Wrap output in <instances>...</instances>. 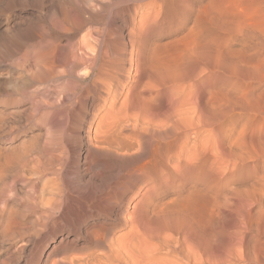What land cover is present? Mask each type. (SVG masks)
<instances>
[{
    "label": "rangeland",
    "instance_id": "rangeland-1",
    "mask_svg": "<svg viewBox=\"0 0 264 264\" xmlns=\"http://www.w3.org/2000/svg\"><path fill=\"white\" fill-rule=\"evenodd\" d=\"M119 1H121L122 4ZM122 1L123 0H44V1L43 0H0V30H2L0 31V34H2L0 35L1 36L0 41L2 40L3 37V40L1 41L3 43L0 44L1 45L0 47L8 45L9 47L8 49H10L11 45L9 44H12L11 43L12 41L16 42L15 43L16 45L14 44L16 47L14 48L13 47L14 45L12 44V47L14 49L11 47L12 49L10 50H16L17 48H19L18 45L22 43L21 41L17 43V41H15L16 36L13 37V35L16 33L17 36L18 34L20 35V33L22 32V30L20 29L23 28L27 30L29 27L30 28L29 30H31V28L34 26L30 21H34V19H40L41 17H42L41 21L43 20V22H41V26L37 32V33L40 32L39 33L40 35L38 34V38H36L37 36L34 37V35H32L33 37H31L32 38L31 39L30 38L31 33H29L27 30V32L30 34L28 35V33H26V30L23 29L24 32L26 33L25 35L26 37L23 36V38H27L26 40L27 49L33 50L28 48L29 44L32 46V48H35L37 42L50 39V37H52L50 36L52 35V30L50 29V26H48V24L46 23H50L51 20L54 22L56 20V16L57 18L60 17L62 13L60 11L61 9H63L62 11H64L65 9L71 16L83 15L84 17L87 18L93 16V20H91V24L89 23L90 26L88 25L89 28L87 27H86L87 29L85 28L87 32L83 31L86 34L90 32L89 35H92L93 38L99 37L100 35L103 34V32L109 34L110 30L112 33L115 27H118L116 29L121 33L117 32V30L115 29L113 34L110 33L112 37H110V34L107 36L113 38L115 41L117 40L119 34H121V36H125V38L128 37L130 28H132L131 27L132 22L135 24H140L138 23L140 22L138 20L143 19L142 17L145 16L146 14H147L146 15L147 19L145 20L144 18L145 22L150 20V18L155 20V18H152V16L158 15L157 17L155 16L156 19L158 20L148 21L150 23L148 25L149 26L151 25V27H149L148 25L147 27L145 26L146 31L145 29L141 31L143 32V35L141 32L136 34L137 35L136 41L139 43L140 40L141 42L139 44L137 43L138 47L132 49L129 46L127 48V54L124 57L125 59L124 67L125 69H127L126 76L128 75L129 77L127 76L126 78L125 76L124 79L126 78V80L124 79L122 80L121 86H123V90L121 91V93L116 95L115 97V91L113 90L111 94L107 96L109 100L108 104L106 105V107L103 108L104 110L102 109L99 112L93 110L94 108L92 106L93 105L92 98L91 97L89 98V96H86L84 94L87 82L81 81L80 79V76H84L85 74L88 75L86 76L87 78L90 76L88 73V69L86 70V68H84L86 73L84 72L83 69L84 73H81V75L79 76L78 74H75L74 71H73L74 73H72L69 64L63 61V63L61 62L63 66L59 63L57 65L58 67H56L57 69H54L55 70V71L53 70L54 72L52 71L55 77L53 76V79H51L52 76L50 77L49 80H52L51 82L46 81L44 84H42L43 85L42 86L37 82L34 84V82L32 81L33 83L32 84L30 81L28 82L27 80H25L26 82H28L29 87H27L26 89L25 88L27 86L26 85L24 87L26 90L22 88L21 89V91H23L22 93L20 92V90L18 92L14 90V88L12 87L13 84L9 83L11 79L9 76H7V73L12 68H14L17 71H19L20 67L22 69L23 67L21 62L22 58L20 56L22 53L17 56L18 58L15 57L16 60L15 58H11L10 56L3 57L2 59L0 58V82H1L0 83V115L3 116V117L1 116L2 118H0L1 120L0 122L3 123L0 124L2 127L0 128V132H1L0 151L2 152L0 158L2 160L4 157L3 155H6V152L8 150H10V155L12 154L14 158L15 156L19 155V157L15 159L11 155V157L14 159V163H15L14 166H12V168L9 169L10 171L6 170V172H3L4 175L2 176L0 175V264H65L64 262H68L66 264L69 263L71 264V261H73L74 259H76L77 261L78 257L79 260L77 262L81 264L82 262L80 261L89 258L86 256V251L88 252L87 254H89L90 256L92 253H94V255L100 254V247L97 248L98 246L95 245L92 235L90 233H89L90 235L88 234L89 232L88 230L91 228V226H98V222L101 224L104 221H106L103 225L105 226L107 225L106 227L110 229V232L113 229L111 232L113 233L112 234L113 236L114 235L116 236V234L121 232L123 234H126L129 231L128 227L130 229V226L128 224L126 223L117 224V222L115 221L113 223V217H111L108 214L107 210H106L107 213L99 211V208H101V203L97 204V201L96 202L94 201V203H90L91 205L86 204L84 202V198L81 197L79 194H81L82 196H87L86 193L90 189H100V187H102L100 185L104 183L105 181L104 178L106 179L108 175V172L105 174L101 173L100 175L104 176L101 177L103 178L101 180L100 175L98 174L100 173L99 171L102 165V161L98 157L99 153L97 151L99 150L96 145L99 146L100 144L102 146L106 144L105 146L108 145L110 147L111 145L112 147L114 146L115 148L119 143H120L119 146L122 144L125 145L128 144V146H130V150H129L130 152L124 151L125 155L126 153H128L124 157L126 158V160L128 159L127 161L129 164L133 165V163L136 161V157L139 158L138 157L139 155L136 153L140 152L139 149L141 147L140 145H142L143 142L147 146L148 144L152 145V141L154 140L158 141L159 143L165 142L166 144L164 143V145L162 146H167V147H163V148H168L170 145V147L167 150L166 149L161 150L162 155L159 159L160 161L159 164L161 166L163 165L164 167H166V170L169 169L168 171L172 172L175 180H173L172 183L174 185H171L170 183H166L168 182L166 181L167 174L163 176L165 179V180L163 179V183L166 181L165 182L166 185L164 184L165 186L164 189L166 188L165 191L167 196H165L162 200L163 203L165 204L164 205L162 203V207L164 208L167 207V212L165 213L164 208H162V212L164 214L161 212V216L163 214L164 218L159 216L161 218L154 217L155 219L154 218L146 219L148 220L147 221L148 223H145L146 220H144L143 222L145 223L144 225H147L150 222L153 223L152 226L150 223L149 225H147V227L146 226L145 227L148 229L151 226L152 228L151 230L157 231V225L155 223L162 224L164 222L163 220H165V222L163 223L165 225L163 226L160 225V226L161 228L166 227L164 228L165 230L163 229L162 232V233H166L171 229L184 227V225H185L184 228L187 229V225H190L191 227L194 228V230L189 229L190 232H188L191 242L195 245H198L200 242H202L201 240L204 239V241L207 243V257L208 260L210 261V264H231L228 261L230 258H233V261L234 262L236 261L235 262L236 264L238 263L241 264L242 262H243L242 264H248L247 262L243 261L244 256H246V250L248 249L254 250L255 247H256L255 249L261 247L260 248L261 251L259 249L257 251L259 252L260 262L261 263L264 262L263 261L264 242L262 246H259L262 244V241H264V235L261 234V233L264 234V229L263 226L261 228V226L258 225L259 222L260 223L264 222L263 219L264 218L263 217L264 216V205H263L264 204V153L263 152L261 153V151H264V149L260 151L261 148H264V0H255V1L251 0V2L246 0L244 1L240 0L241 2L238 1V3L235 2L237 0H222L229 11V13L227 11L226 14L227 16L225 15L224 17L205 19L204 21L201 20L199 22L200 26L197 24L198 28L197 25L194 28L195 30L192 28L194 31L190 29V26H193V24L189 23L188 24L189 26L187 25L186 28H183L181 31L178 32H176V30L179 27H181L180 25L185 21L186 18L185 16H188V14L190 15L196 12V10L200 8L202 5L217 0H176V1L165 0V2H168L166 4L164 0L161 1L135 0L136 2L134 0L133 2L132 0H127V1L124 0L123 2ZM188 1H190V3ZM245 1L246 3L247 2L249 3L246 4ZM153 2L154 3L157 2V5L159 4L158 5L159 7L156 6V4H154ZM185 2L192 5H188ZM55 3H57L56 6H59V7L55 6L58 9L53 8L54 7L53 5H55ZM58 3L60 5H58ZM117 4L119 5L121 4L120 6L122 7H120ZM252 4L253 6L249 7V5L251 6ZM150 5L152 7H150ZM239 6L241 8L240 10H239ZM246 6L248 7V10L251 11L252 13H248L249 11L247 10ZM113 7L115 9H113ZM160 7L162 8L164 7L163 8L164 10ZM187 7L188 10L186 9ZM155 8H157V10H154ZM158 8L161 10L160 12L162 13L160 14L161 16L158 14L160 11V10L158 11ZM250 8L252 10H250ZM148 10L150 11L154 10L152 11L154 13L149 12ZM47 11H48V15H46ZM156 11L157 14H155ZM115 12L116 14H118L117 16ZM143 12H145V14ZM128 13L131 14L129 15ZM40 14L42 15L40 16ZM165 14L166 16L169 15L168 16L169 18H172V16L173 18L169 19L166 16L164 17ZM37 15L39 16L37 17ZM252 15H254L253 18L251 17ZM48 16L49 17L51 16V18L53 19L55 18V19L53 20L51 18H48ZM132 16L135 17L132 18ZM140 16L142 17L140 18ZM26 17H30V18H26ZM106 17L108 19H104ZM117 17H119L120 20ZM22 18H24V20L26 18L28 24H25L26 20L24 22ZM44 18L46 21L44 20ZM162 18L165 21L171 20L169 21L170 24L169 22L166 23L164 20H162ZM122 19L128 20L127 26L124 27L123 29L119 28L120 26L119 24H121ZM235 19L239 20V21L237 20V22H239V25L235 21ZM47 20L50 22H48ZM103 20L106 22V24H109V26L104 24ZM240 20L246 21L245 24L248 23L249 26H247L246 24L247 27L246 29L250 28L248 31L246 30L247 32H244L245 35H243V31H241V29L243 30L245 29L244 27L245 24L244 21L241 22ZM251 20H253V22H255L256 24L253 22L252 23L249 22ZM129 21L131 22L129 23ZM18 22L20 24H17ZM99 22L103 25H101ZM97 23H99L100 26H102L101 27L102 29L98 28L99 24ZM153 23L155 25H153ZM172 23L175 25V27L172 25ZM240 23L242 24V26ZM116 24L119 26H117ZM252 24H254V26H252ZM11 25H14V27ZM152 25L156 30L152 28ZM165 25L167 26V28ZM250 25L252 26L253 29L251 28ZM15 26L18 31L15 30ZM42 27H45L48 31L46 29H41ZM7 28H9L10 30L14 28L12 31L13 34L11 33L12 36L8 35V37L10 36L11 38L5 36L6 33L3 34V32L7 31ZM99 29L100 31L103 30L101 31L102 33L99 31ZM106 29L107 31H109L108 33L107 31L105 32ZM14 30L16 32H14ZM55 30L57 31L58 28H56ZM159 30L161 32H159ZM191 30L193 31V33ZM115 31L117 33H115ZM147 31L148 34L146 33ZM151 31L152 32L154 31L153 34ZM229 31L231 32L229 33ZM24 32H22L23 33L22 35L25 34ZM83 32L81 33L80 36H83ZM91 32L94 33V35L91 34ZM199 32H202V34L200 33L199 35ZM215 32L217 35L215 34ZM47 34H49V37ZM155 34L157 35L155 36ZM27 35L29 37H27ZM95 35L97 37H95ZM80 36L77 39H80ZM160 36H162L163 38L161 37L160 39ZM101 37L102 36H100L97 39L100 40L102 39ZM233 37L236 39V41L235 39L234 40L232 39ZM7 38L8 40L9 39L12 40L8 41ZM93 38H91L92 41ZM217 39L220 41L223 40L221 42L223 43L225 42L226 45L225 43L224 44L222 43L221 45V42L218 41ZM225 39L230 42L227 43L228 41L226 42ZM4 41L6 42V44ZM66 41L67 40L65 37L61 39L60 45L61 44L62 45L60 46V49L63 51H67L64 53L68 54L70 51V47L66 48L69 45L68 41L67 42ZM76 42L79 43V40H76ZM76 42L74 41L73 43ZM218 42L220 43L218 44ZM157 43L159 47L158 45L156 46ZM205 44H207L208 46H206ZM229 44L230 46H228ZM146 45H150L151 47L149 46L146 47ZM153 45H155L157 48H155V46L153 47ZM223 45L227 49L223 48ZM205 47L206 48L208 47L209 50L205 49ZM203 48L205 49V52ZM143 49L146 51H144ZM147 49L149 50L153 49V50L147 51ZM25 50L26 48H23L22 52L23 51L25 52ZM128 51L131 54H129ZM139 52L146 54L143 56V54H140ZM1 54L2 53L0 50V57ZM94 54L96 56V53H93V56ZM137 54H138V59H140L139 56L141 57L140 61H142L143 57L146 58L149 57L150 59L147 58L149 59L148 61L146 60V58H144L143 59L144 62L146 60L145 65L141 64V66L138 65L137 67L136 65ZM4 58H6V60ZM131 58H132V63L130 62ZM1 60L2 61L5 60V62L2 63ZM7 60L9 61L7 62ZM152 61H156V62H152ZM92 62H90L91 64L88 63V65H92L93 64ZM20 64L22 66H20ZM66 64L68 65V67H66L67 66ZM236 64L239 65L240 68L238 66L233 68L231 67L233 65L235 66ZM10 65H14V66H10ZM142 65L146 67V71H145V67H143ZM154 66L155 68H153ZM151 67L155 72H156V68L158 67L157 70H164V71H168L169 73L174 72V75L161 78L158 75H156L155 72L150 70ZM142 68L145 74L142 72ZM234 68L240 69V72L239 70H237V72H239L237 73ZM138 70L139 71L141 70L140 72L142 75L139 74V76H137ZM148 70H150L151 72L148 73L150 78H153L151 77L153 72V76L156 78L159 77L158 78L159 81L158 79L155 78L154 79L156 80V82L153 81V79H150L149 76L147 75ZM140 75L141 77L143 76L145 78H141ZM146 75L148 76V78L146 77ZM77 80L80 82L81 85L79 87H78L79 83H77ZM150 80H152L151 82L160 84V87H158L159 85L156 84V86L151 87L154 88L152 90L150 87H148L149 85L150 86L154 85V83L151 85V82H149ZM2 82L4 83V85H1L3 84ZM47 82L48 85L46 84ZM140 82L142 83V86H140V84L138 86V83ZM3 86L8 88L4 87V91L3 90L1 91V89H3ZM73 87H75L76 89H74ZM155 87L157 93L155 91ZM140 88L141 89L143 88L142 90L144 91L146 90V88H150V89L148 90V92L146 90L147 93H145L144 91L141 92ZM8 90L9 91L11 90L12 92H7ZM133 90L134 92L136 91L138 93V94L136 93V95L138 96L143 95V97L146 96L145 98H147L150 95L153 96H150L151 98L150 97L147 98V101L145 103L146 99L143 98L145 99L143 101V99L140 98L141 96L139 97V99L138 96L135 97L134 92H132ZM80 92H82L83 94L80 95L81 94ZM125 92H127V94ZM129 92L130 94L132 93L131 95L137 98L138 101L140 99L142 100L139 102L137 101L138 103L135 104L137 99L133 98L131 95L129 99L127 98V96H129ZM154 93L157 94V96ZM76 94L77 95L79 94L78 97L79 96L80 97L78 98ZM113 96L115 97L116 100L114 99ZM62 100H64V102ZM123 100L127 102L123 103ZM97 102L99 103V101ZM110 102L111 103L115 102L114 105H112L113 108L111 107V105H109ZM141 104H143L144 106L145 104H147L149 108L145 106L146 107L145 110L144 108L141 109L142 107H144ZM109 106L111 107V109ZM96 107L97 106H95V108ZM4 113L7 117L3 115ZM9 117L12 119H10ZM101 117H104L102 119L101 129H100V132L102 130L103 133L101 132V135L97 134L99 135V137L97 136V139L99 138L100 141L96 139L95 140L91 139L90 141L89 139L86 140L87 137L85 135H87L88 133L91 134L92 138L96 135L95 133V130L97 129L96 124L99 123ZM200 122L203 123L201 124ZM135 123L137 124V126ZM140 125L142 126V128L140 129L135 128V126L140 127ZM143 127L145 128V130ZM170 127L174 129V132L172 131V129L168 130L170 129ZM87 129L90 130V132H88ZM11 130L12 132H10ZM161 131L163 132L168 131V132L167 134H165V132L164 133L162 132V134L164 135H160ZM169 131L170 132L172 131L173 133L171 132L172 134H170ZM168 134L169 136H166ZM159 135L161 137H159ZM144 137L146 140L149 139L150 141L149 140L146 141ZM30 140L31 141L36 140L34 142H37V145H34L33 147L34 143H32L33 141L31 142ZM142 140L143 142H141ZM159 140H161V142ZM170 140L172 141V143H170ZM26 141L28 142V144H26ZM167 142L170 144H168ZM131 146H133V148H131ZM20 147L22 150L20 149ZM23 148H28L27 150L24 149L26 152H28L27 155H25L26 153H24V155L22 154L23 152H25ZM31 148L33 150L37 148V152H35L36 150H34L35 152L34 154L33 151H31L32 150ZM39 148L42 150L39 151L38 150ZM95 148H96V152H95ZM91 149L94 150L92 151ZM13 150L15 151L14 152L15 156L12 153ZM168 150H170L171 155L169 154ZM39 152L40 153L42 152L41 155L40 154L38 155ZM45 152L48 155L44 154ZM257 152L260 153L258 154ZM8 153L9 151L7 152V154ZM52 154H54L55 156ZM83 154L84 155L86 154L87 157L86 156L84 157ZM251 154L252 156H250ZM164 155H166L167 158L166 156L164 157ZM257 155H259V158L255 159ZM25 156L26 157L28 156V158H25ZM49 156L50 157L53 156V158L52 157L50 158ZM96 156L98 159H96ZM248 157L249 158L254 157V159L252 160V158L249 159ZM92 159H94V163L92 162L93 161ZM1 162L3 161H0V163ZM135 164H137V161L134 163V165ZM202 165H204L203 168L200 167ZM95 166L96 167L99 166L100 168L98 169V167L96 168ZM196 167H198V169L200 168L204 170L199 169L200 171L199 170L195 171L197 169ZM93 168L96 170L95 171L96 173L93 172L94 171ZM190 169L192 170V172H190L191 171ZM93 173L96 175V176L94 175L95 177L93 176ZM175 176L178 177V180H176L177 177ZM179 176L181 178L180 180H179ZM200 176L202 177L201 180H199L201 178ZM92 177H94L93 180ZM206 180H208L209 182L208 185L206 183ZM101 181L102 183H100ZM196 182L197 184H194ZM218 182L220 184L222 183V185L218 184ZM185 183L186 185H184ZM216 183L218 185L217 188L215 187ZM209 184H211L212 187ZM96 185L100 187L98 188ZM58 186L61 187V189ZM64 186L66 187V189L63 188ZM203 186L207 187L208 190ZM202 187L204 188V190L206 189L205 191L207 192H203ZM56 188H58L60 191ZM145 188L147 189L148 187L143 186L140 189V192L144 193V190H146ZM176 190L178 193L176 192ZM55 191L59 193L63 191V194H67L71 192L75 197L76 196L79 197L77 199H74L73 201H70L69 205H64L61 207L57 202V200L59 199H56L58 198L57 195L59 193ZM141 194L142 193H139L134 198V200H132V204L130 205H133L135 203V200L136 201L137 199L139 200L142 197L140 196ZM52 195H54V197H52ZM198 195H201V197ZM234 195H238L239 198ZM169 196L171 197V200ZM241 196L242 198H240ZM51 197L54 200L56 199L55 200L56 202L54 200L52 201ZM212 197L213 200L210 199ZM231 198L234 200H232ZM78 199L81 200L79 201ZM243 199L245 201H243ZM259 199L262 201H260ZM238 200L242 201L244 205L247 202H249L250 205L246 204L244 206L243 204L240 203V201L237 202ZM213 201H215L216 203ZM217 201L220 204H218ZM228 203H233V204L229 205ZM226 204H228L227 206L229 208H226ZM75 205L77 208L75 207ZM206 205L208 206L210 205V208L212 206L211 208L212 210L209 209V207ZM233 205H236L235 208ZM78 206H80V208ZM218 206H220L221 209ZM180 207L182 210L179 209ZM207 207L208 209H206ZM213 208H215L214 209L215 212L213 211ZM231 208H234L235 210ZM257 208L261 209L260 211L261 213L260 212L258 213L259 210ZM123 209L126 210V208ZM177 209H179L180 211H178ZM217 209L218 212L216 213ZM254 209H256V212ZM247 210L248 212H246ZM131 211H132L131 206H128V212H126V215H129ZM175 211L178 214H174ZM170 213L173 216L175 215L174 218L170 217L171 220L173 219L177 220L175 222H179V225L181 226H178V223L176 224L174 221H172L173 222L171 223L172 225L170 224V226L169 225L168 227L166 226L167 225L166 219L168 218L167 223H170L171 221L169 220L170 218L168 217L169 215H171ZM183 213H184L183 215L184 217L182 216ZM250 213L253 214L254 216H250L251 215ZM248 214L250 217L248 216ZM164 215L166 216L168 215L167 218ZM195 216H197L198 219H196ZM209 217L211 219H208ZM247 217L250 219L251 217L252 219L255 217L254 218L255 220L256 218H258L257 220H259V222L255 221V223L257 224V225L255 224V226L256 227L259 226L258 229L259 228L261 229V230L259 229V232L256 231L257 228L254 226V221L251 219L253 221V224L250 223L251 220L248 219ZM7 219L8 220L10 219L9 220L10 222L14 220L13 222L16 221L17 223H12V224L8 223L9 221ZM153 219L158 222H155ZM159 219H163V220L159 221ZM174 223L178 227H176ZM154 224L156 225L155 226L156 229H154L153 226ZM159 224H158V229L160 227ZM241 225H243L242 227H244V229L241 228ZM252 225L254 230L253 228H251L252 229L251 232V229L249 228L252 227ZM262 225L264 224L262 223ZM219 229L221 230L220 233H219L220 231ZM237 230L239 231L238 233L240 234L239 236H241V234L242 236L244 235L243 237L246 238V241L244 238L240 237L239 239L244 241L241 242L236 236L238 234L232 233V231L238 232ZM159 231L161 233L162 230ZM159 231H157V233ZM215 232H217L218 234H216ZM226 232H228L229 235L232 234L230 235L231 238L230 236H228V233ZM122 233L118 234L117 236L119 235L122 236ZM215 234L218 235L219 237L215 236ZM234 236H236L238 241H235L236 238ZM234 242L237 243L238 247ZM253 243L259 245L254 246ZM92 248H94L95 250H93ZM83 255L85 257H83ZM81 256L83 259L81 258ZM85 261L87 260H84L83 263ZM74 262L75 261H73L72 263L74 264Z\"/></svg>",
    "mask_w": 264,
    "mask_h": 264
},
{
    "label": "bare ground",
    "instance_id": "bare-ground-1",
    "mask_svg": "<svg viewBox=\"0 0 264 264\" xmlns=\"http://www.w3.org/2000/svg\"><path fill=\"white\" fill-rule=\"evenodd\" d=\"M44 1V0H43ZM124 1V0H123ZM122 1V2H123ZM125 1H127V0H125ZM135 1V0H134ZM138 1V0H137ZM144 1H147V0H144ZM156 1V0H155ZM154 1V2H155ZM161 1V0H160ZM174 1H176V0H174ZM238 1H240V0H237V1H235V2H237L238 3ZM244 1V0H243ZM246 1H249V2H251V0H246ZM246 1H245V3H246ZM253 1V0H252ZM255 1V0H254ZM34 2V1H33ZM52 2H54V1H52ZM82 2V1H81ZM120 3H121V1H119ZM132 2H133V0H132ZM136 2V1H135ZM150 2V1H149ZM153 2V3H154ZM159 2V1H158ZM164 2H165V0H164ZM164 2H162V3H164ZM173 2V1H172ZM184 2V1H183ZM189 3H190V1H188ZM192 2V1H191ZM202 2V1H201ZM241 2V1H240ZM239 2V3H240ZM249 2H247V3H249ZM79 3V2H78ZM97 3V2H96ZM166 3H168V2H165V4ZM185 3H187V2H185ZM185 3H184V5H185ZM189 3H187L188 5H192V4H189ZM194 3V2H193ZM199 3H200V1H199ZM198 3V4H199ZM236 3V4H237ZM246 3V4H247ZM122 4V3H121ZM120 4V5H121ZM154 4H156V6H158L157 5V2L156 3H154ZM172 4V3H171ZM170 4V5H171ZM230 4V3H229ZM234 4V3H233ZM251 4V3H250ZM57 5V3H55V5H53L54 7L53 8H55V9H58V8H56V7H59V6H56ZM58 5H60L59 3H58ZM72 5V4H71ZM117 5H119V4H117ZM119 5V6H120ZM152 5V4H151ZM150 5V7H152ZM180 5V4H179ZM196 5V4H195ZM235 5V4H234ZM44 6V5H43ZM56 6V7H55ZM76 6V5H75ZM83 6V5H82ZM89 6V5H88ZM92 6V5H91ZM96 6V5H95ZM161 6V5H160ZM162 6H163V4H162ZM164 6H166V5H164ZM173 6V5H172ZM187 6V5H186ZM229 6V5H228ZM231 6H232V4H231ZM253 6V4L250 6L249 5V7H252ZM36 7V6H35ZM97 7V6H96ZM117 7V6H116ZM120 7H122V6H120ZM140 7V6H139ZM146 7H148V6H146ZM159 7V6H158ZM180 7V6H179ZM234 7H236V6H234ZM48 8V7H47ZM52 8V9H53ZM62 8V7H61ZM69 8V7H68ZM91 8H93V7H91ZM105 8V7H104ZM103 8V9H104ZM134 8V7H133ZM160 8H162V7H160ZM164 8V7H163ZM162 8V9H163ZM169 8V7H168ZM173 8V7H172ZM175 8V7H174ZM245 8V7H244ZM246 8H247V10H248V7L246 6ZM43 9V8H42ZM41 9V10H42ZM49 9V8H48ZM106 9V8H105ZM113 9H115L114 7H113ZM135 9V8H134ZM141 9V8H140ZM170 9V8H169ZM187 10H188V7L186 8ZM185 9V10H186ZM189 9H190V6H189ZM232 9V8H231ZM241 8H240V6H239V10H240ZM45 10H47V9H45ZM44 10V11H45ZM59 10H60V8H59ZM63 9H61L60 11L62 12L61 13V15H60V17H58L57 18V16H56V20L53 22L52 20H51V22L50 21H48V22H50V23H46V24H48V26H50V29L52 30V35H50V36H52V37H50V39H47V40H42V38H41V40L42 41H40V40H38V41H40V42H37V44H36V46H35V48H32V46L29 44L28 45V48H30V49H33V50H29V49H27V44H26V40H27V38H23V36H25L26 35V33H31V36H30V38L31 37H33L32 35H34V37L35 36H37L36 38H38V34L40 33H37L38 32V30H39V28H40V26H41V22H43V20L41 21V18L40 19H34V21H30L31 19H33V18H31L30 20H28V21H30V22H32V25L34 26V27H32L31 28V30H29L30 28L28 27V32H27V30L25 29V28H23V29H25L26 30V33L24 32V30L23 29H20V30H22V32H24L25 34L24 35H22L23 33L21 32L20 33V35H22V36H20L19 34H18V36H17V33L16 34H14L13 35V37H15L16 36V40L15 41H17V43L19 42V41H21L22 43H20V45H18L19 46V48H17L16 50H10V49H12L13 47L15 48L16 46V42H14V41H12L11 43L14 45L13 47H12V44H9V45H11V47H10V49H8L9 47H8V45L7 46H2V47H0V50H1V59L3 58V57H6V56H10L11 58H15V57H17L19 54H21L20 56H21V62H22V65H23V67H22V69H21V67H20V69H19V71H17V70H15L14 68H12V69H10L9 70V68H8V70H9V72L7 73V76H9L10 77V79H11V81H10V79H9V83H11V84H13V88H14V90L16 91V92H18L19 90H20V92H22L23 93V91H21V89L22 88H24L26 85V89H27V87H29L28 86V82L30 81L31 83H32V81L34 82V84L37 82L38 84H44L46 81H52V80H49L50 79V77H51V79H53V76H54V74L52 73V71L54 70V69H57L56 67H58L57 65L60 63L61 64V62L63 63V61H65V62H67L68 64H69V66L71 67L70 69L72 70L71 72L72 73H74L75 72V74H78L79 76L81 75V73H84L85 72V69L84 68H86V70L88 69V73H89V77L87 78L86 76H88V75H84V76H80V79H81V81H84V82H87V85H86V88H85V95L86 96H89V98L91 97L92 98V100H93V110L94 111H100V110H102L104 107H106V105L108 104V102H109V100H108V97L107 96H109L110 94H111V92L114 90L115 91V97H116V95H118V94H120L121 93V91L123 90V86H121V84H122V80L124 79V77L126 76V74H127V69H125V67H124V62H125V59H124V57H125V55L127 54V48L130 46L132 49H135V48H137L138 47V45H137V41H136V38H137V35L136 34H138V33H140L143 29H145V26L147 27V25L148 24H150L148 21H155V20H158V19H156V17L158 16H156L155 14H157V11H156V13L154 14L155 16H152V18H155V20L154 19H151L150 18V20H148V21H146L145 22V20L147 19V14L145 15V16H140V18L142 17L143 19H141V20H138V21H140V22H138V23H140V24H135V23H131V27L132 28H130V32H129V34H128V37H126L125 38V36H121V34H119V36H118V34H117V36H118V38H117V40L115 41L113 38H110V37H112L111 36V34H113L114 33V30L116 29V28H118V27H115V29L113 30V32L111 33V30H110V37H107L109 34H106V33H104L103 32V34L102 35H100V36H102L101 38L102 39H97V38H99V37H97L96 35H95V37H97V38H93L92 37V35H89L90 34V32L89 33H84L83 31H86L85 30V28L87 27V28H89V23L91 24V20H93V16H91V17H89V18H87V17H84L83 15H81V16H71L65 9H64V11H62ZM111 10V9H110ZM119 10V9H118ZM117 10V11H118ZM122 10V9H121ZM121 10H120V12H121ZM124 10V9H123ZM126 10H128V9H126ZM154 10H157V8H155ZM154 10H152V11H154ZM160 9L158 8V11H159ZM164 10V9H163ZM162 10V11H163ZM171 10V9H170ZM182 10V9H181ZM233 10V9H232ZM247 10H245V11H247ZM250 10H252L251 8H250ZM52 11H54V10H52ZM109 11V10H108ZM115 11V10H114ZM146 11V10H145ZM149 12H152V11H150V10H148ZM166 11V10H165ZM227 11H228V8H226V5H225V3L222 1V0H217V1H212V2H210V3H208V4H205V5H202L200 8H198L197 10H196V12H194V13H192V14H188V16H185L184 18H185V21L180 25L181 27H179L177 30H176V32H178V31H181L183 28H186L187 27V25L189 24V23H192L193 24V26H190V29H194L195 28V26L198 24L199 25V22L201 21V20H205V19H213V18H216V17H224L226 14H227ZM234 11V10H233ZM249 11V10H248ZM253 11H255V10H253ZM49 12H51V11H49ZM74 12V11H73ZM104 12V11H103ZM111 12V11H110ZM140 12V11H139ZM148 12V13H149ZM161 12V10L159 11V15L160 14H162V13H160ZM190 12H191V10H190ZM231 12V11H230ZM89 13V12H88ZM109 13V12H108ZM118 13V12H117ZM123 13V12H122ZM125 13V12H124ZM138 13V12H137ZM144 14H145V12H143ZM147 13V12H146ZM152 13H154V12H152ZM151 13V14H152ZM228 13H229V11H228ZM235 13V12H234ZM239 13V12H238ZM237 13V14H238ZM243 13V12H242ZM246 13V12H245ZM248 13H252L251 11H249ZM58 14H59V11H58ZM112 14V13H111ZM115 14H116V12H115ZM120 14V13H119ZM129 14V13H128ZM131 14V13H130ZM129 14V15H130ZM143 14V15H144ZM169 14V13H168ZM241 14V13H240ZM256 14V13H255ZM254 14V15H255ZM42 14H40V16H41ZM45 15V14H44ZM46 15H48V11H47V14ZM88 15V14H87ZM110 15V14H109ZM118 14H116V16H117ZM121 15V14H120ZM119 15V16H120ZM123 15V14H122ZM180 15H181V12H180ZM254 15H252L251 17L253 18V16ZM39 15H37V17H38ZM103 16V15H102ZM151 16V15H150ZM149 16V17H150ZM161 16V15H160ZM159 16V17H160ZM166 16V14L164 15V17ZM169 16V15H168ZM168 16H166V17H168ZM171 16V15H170ZM227 16V15H226ZM242 16V15H241ZM244 16H246V15H244ZM36 17V18H37ZM110 17V16H109ZM114 17V16H113ZM133 17H135V16H132V18ZM180 17V16H179ZM182 17V16H181ZM256 17V16H255ZM254 17V18H255ZM26 18H30V17H26ZM26 18H25V20H26ZM48 18H51V16L49 17L48 16ZM99 18V17H98ZM103 18V17H102ZM116 18V17H115ZM118 19H119V17H117ZM121 18V17H120ZM140 18H138V19H140ZM144 18H145V20H144ZM169 18V17H168ZM172 18H173V16H172ZM172 18H169V19H172ZM176 18V17H175ZM251 18V19H252ZM23 19V21L25 22V20H24V18H22ZM21 19V20H22ZM51 19H53V18H51ZM55 19V18H54ZM53 19V20H54ZM104 19H108L107 17L106 18H104ZM136 19V18H135ZM177 19V18H176ZM179 19V18H178ZM230 19V18H229ZM44 20H45V18H44ZM98 20H100V19H98ZM111 20H112V18H111ZM116 20V19H115ZM120 20V19H119ZM132 20V19H131ZM134 20V19H133ZM161 20V19H160ZM162 20H164L163 18H162ZM167 20V19H166ZM182 20V19H181ZM238 20V19H237ZM237 20L235 19V21L237 22ZM245 20V19H244ZM244 20H242V21H244ZM46 21V20H45ZM44 21V22H45ZM102 21V20H101ZM100 21V22H101ZM104 21V20H103ZM165 21V20H164ZM169 21H171V20H169ZM169 21H165L166 23L167 22H169ZM239 21V20H238ZM241 21V20H240ZM241 21V22H242ZM255 21H256V19H255ZM99 22V23H100ZM131 21H129V23H130ZM145 22V23H144ZM160 22V21H159ZM172 22H173V20H172ZM230 22V21H229ZM245 22L246 21H244V24H245ZM249 22H253V20H251V21H249ZM21 23H23V22H21ZM99 23H97V24H99ZM104 24H106V22L104 21L103 22ZM109 23H111V22H109ZM152 23V22H151ZM156 23V22H155ZM164 23V22H163ZM165 23V24H166ZM175 23V22H174ZM207 23V22H206ZM228 23V22H227ZM233 23V22H232ZM238 23V25H239V22H237ZM236 23V24H237ZM250 23V24H251ZM253 23H255V22H253ZM15 24V23H14ZM17 24H20L19 22L17 23ZM25 24H28L27 23V20H26V23ZM42 24H44V23H42ZM101 24V23H100ZM100 24H99V26H100ZM118 24V23H117ZM116 24V25H117ZM127 24H128V20H126V19H122V21H121V24H119V25H117V26H119V28H124V27H126L127 26ZM157 24V23H156ZM169 24H170V22H169ZM168 24V25H169ZM178 24V23H177ZM209 24V23H208ZM241 24V23H240ZM247 24V26H249L248 25V23H246ZM246 24H245V29L243 30V29H241V31H243V35H245V33L244 32H247L249 29H246L247 27H246ZM256 24V23H255ZM16 25V24H15ZM22 25H24V24H22ZM89 25V26H88ZM93 25V24H92ZM101 25H103V24H101ZM106 25H108L109 26V24H106ZM105 25V26H106ZM115 25V24H114ZM153 25H155L154 23H153ZM153 25H152V28H154L153 27ZM162 25V24H161ZM164 25V24H163ZM172 25L175 27V25L172 23ZM198 25H197V28H198ZM207 25V24H206ZM9 26V25H8ZM11 26H13L14 27V25H11ZM28 26V25H27ZM26 26V27H27ZM43 26V25H42ZM47 26V25H46ZM98 26V28H100V29H102L101 27L102 26H100L99 27ZM104 26V27H105ZM108 26H107V28H108ZM149 26V25H148ZM166 26V25H165ZM178 26V25H177ZM189 26V25H188ZM200 26V25H199ZM232 26V25H231ZM241 26H242V24H241ZM251 26V25H250ZM252 26H254V24H252ZM252 26H251V28H252ZM256 26V25H255ZM20 27H22V26H20ZM19 27V28H20ZM25 27V26H24ZM112 27V26H111ZM114 27V26H113ZM149 27H151V25L149 26ZM156 27V26H155ZM163 27V26H162ZM161 27V28H162ZM173 27V28H174ZM262 27V26H261ZM11 28V27H10ZM18 28V29H19ZM56 28H58V30L56 31L55 29ZM86 28V29H87ZM106 28V27H105ZM104 28V29H105ZM110 28V27H109ZM157 28V27H156ZM166 28H167V26H166ZM172 28V27H171ZM170 28V29H171ZM4 29V28H3ZM6 29V28H5ZM14 29V28H13ZM13 29H9V28H7V31L6 32H3V34L4 33H6V35L5 36H7L8 37V35H11V33H12V31H13ZM41 29H46L45 27H42ZM100 29H99V31H100ZM111 29H113V28H111ZM150 29V28H149ZM155 29V28H154ZM163 29V28H162ZM188 29V28H187ZM192 29V30H193ZM201 29V28H200ZM199 29V30H200ZM253 29V28H252ZM15 30L16 31H18L17 29H16V26H15ZM14 30V32H16ZM47 30V29H46ZM109 30V29H108ZM117 30V29H116ZM153 30V29H152ZM156 30V29H155ZM158 30V29H157ZM167 30V29H166ZM191 30V31H192ZM195 30V29H194ZM193 30V31H194ZM205 30V29H204ZM207 30V29H206ZM247 30V31H246ZM0 31H2V30H0ZM5 31V30H4ZM33 32V34H32V32ZM41 31V30H40ZM45 31V30H44ZM48 31V30H47ZM46 31V32H47ZM101 31H103V30H101ZM100 31V32H101ZM107 31V29L105 30V32ZM122 31V30H121ZM137 31V32H136ZM145 31H146V29H145ZM164 31V30H163ZM193 31H192V33H193ZM241 31H239V32H241ZM83 32V36H80L81 35V33ZM87 32V31H86ZM109 31H107V33H108ZM117 32H119L118 30H117ZM116 31H115V33H117ZM150 32V31H149ZM152 32V31H151ZM154 32V31H153ZM153 32H152V34H153ZM159 32H161L160 30H159ZM169 32V31H168ZM212 32V31H211ZM225 32V31H224ZM231 31H229V33H230ZM19 33V32H18ZM28 33V35H30ZM102 33V32H101ZM119 33H121V32H119ZM128 33V32H127ZM142 33V35H143V32H141ZM147 34H148V31L146 32ZM198 33V32H197ZM200 33L202 34V32H199V35H200ZM205 33V32H204ZM228 33V32H227ZM13 34V33H12ZM50 34V33H49ZM49 34H47L48 35V37H49ZM84 34H86V35H84ZM91 34H93L94 35V33H92L91 32ZM124 34H126V33H124ZM194 34H196V33H194ZM215 34H216V32H215ZM226 34V33H225ZM0 35H2V34H0ZM27 35V37H29ZM40 35V34H39ZM116 35V34H115ZM140 35V34H139ZM141 35V36H142ZM146 35V34H145ZM157 34H155V36H156ZM172 35V34H171ZM217 35V34H216ZM216 35H213V36H216ZM227 35H229V34H227ZM232 35V34H231ZM240 35H241V33H240ZM12 36V35H11ZM80 36V39H77L78 37ZM114 36V35H113ZM116 36V37H117ZM153 36V35H152ZM233 36V35H232ZM231 36V37H232ZM1 37V36H0ZM13 37H12V39H13ZM26 37V36H25ZM47 37V36H46ZM63 37H65L66 38V40L68 41V43H69V45H68V47H66V48H69L70 47V51H69V53L68 54H66V53H64V52H67V51H63V50H61L60 49V46L62 45H60V41H61V39L63 38ZM140 37V36H139ZM144 37H146V36H144ZM161 37L162 36H160V39H161ZM227 37V36H226ZM8 38H11L10 36L8 37ZM8 38H7V40H8ZM23 38V39H22ZM40 38V37H39ZM91 38H93V41L91 40ZM115 38V37H114ZM163 38V37H162ZM217 38V37H216ZM228 38V37H227ZM226 38V39H227ZM12 39H9L10 41L12 40ZM29 39V38H28ZM32 39V38H31ZM30 39V40H31ZM44 39H45V37H44ZM113 39V40H112ZM149 39H150V37H149ZM220 39V38H219ZM225 39V40H226ZM231 39V38H230ZM233 40L235 39L234 37L232 38ZM231 39V40H232ZM2 40H3V37H2ZM1 40V41H2ZM5 40V39H4ZM8 40V41H9ZM29 40V41H30ZM76 40H79V43H77L76 42ZM138 40H139V38H138ZM146 40V39H145ZM218 40V39H217ZM216 40V41H217ZM237 40H238V38H237ZM0 41V42H1ZM25 41V42H24ZM66 41V42H67ZM76 42V43H73V42ZM142 41H144V40H142ZM218 41H220V40H218ZM221 41H223V40H221ZM220 41V42H221ZM228 40H226V42H227ZM235 41H236V39H235ZM5 42V41H4ZM31 42H33V41H31ZM220 42H218V44L220 43ZM230 41H228L227 43H229ZM232 42V41H231ZM3 42H1L0 44H2ZM30 43V42H29ZM139 43H141L140 42V40H139ZM138 43V44H139ZM147 43V42H146ZM160 43V42H159ZM205 43V42H204ZM203 43V44H204ZM210 43V42H209ZM222 43L223 42H221V45H222ZM225 43V42H224ZM223 43V44H224ZM255 43V42H254ZM5 44H6V42H5ZM4 44V45H5ZM8 44V43H7ZM31 44H33V43H31ZM213 44V43H212ZM217 44V45H218ZM142 45V44H141ZM152 45V44H151ZM158 45V43L156 44V46ZM164 45V44H163ZM206 46H208L207 44H205ZM205 45H202V46H205ZM216 45V46H217ZM225 45H226V43H225ZM1 46V45H0ZM31 46V47H30ZM145 46V45H144ZM143 46V47H144ZM147 46H149V47H151L150 45H146V47ZM155 45H153V47H154ZM155 46V48H157ZM228 46H230V44L228 45ZM33 47H34V45H33ZM158 47H159V45H158ZM198 47H201V46H198ZM218 47V46H217ZM221 47V46H220ZM227 47V46H226ZM2 48V49H1ZM13 48V49H14ZM20 48H26V50H25V52L23 51L22 52V49H20ZM63 48V47H62ZM142 48V47H141ZM211 48V47H210ZM214 48V47H213ZM223 48H225L224 47V45H223ZM223 48H222V50H223ZM230 48V47H229ZM146 49V48H145ZM198 49V48H197ZM204 49V48H203ZM205 49H208L209 50V48L207 47H205ZM205 49H204V52H205ZM225 49H227V48H225ZM65 50V49H64ZM144 50V49H143ZM149 49H147V51H148ZM150 50H153V49H150ZM149 50V51H150ZM199 50V49H198ZM219 50V49H218ZM130 51V50H129ZM128 51V52H129ZM144 51H146V50H144ZM200 51H203V50H200ZM207 51V50H206ZM199 52V51H198ZM93 53H96V56H95V54H94V56H93ZM140 53V52H139ZM148 53V52H147ZM203 53V52H202ZM129 54H131L130 52H129ZM140 54H143V53H140ZM146 54V53H145ZM145 54H143V56L145 55ZM198 54V53H197ZM196 54V55H197ZM134 55V54H133ZM153 55V54H152ZM131 56V55H130ZM135 56V55H134ZM150 56V55H149ZM151 57V56H150ZM200 57V56H199ZM198 57V58H199ZM18 58V57H17ZM128 58H130V57H128ZM127 58V59H128ZM137 59H136V65H137V67H138V65H140L141 66V64H144L145 65V62H146V60H148L149 61V57H147V58H149V59H147L146 57H143V59L144 58H146V60H145V62H144V60L142 59V61H143V63H142V61H140V59H141V57L139 56V58L140 59H138V54H137V57H136ZM190 58H192V57H190ZM5 60H6V58H4ZM5 60H1L2 61V63L3 62H5ZM10 60V59H9ZM9 60H7V62L9 61ZM12 60V59H11ZM15 60H16V58H15ZM20 60V59H19ZM129 60V59H128ZM93 61V62H92ZM21 62H18V63H21ZM90 62H92L93 64L92 65H88V63H90ZM126 62H127V60H126ZM130 62L132 63V58L130 59ZM141 62V63H140ZM152 62H156V61H152ZM152 62H151V64H152ZM11 64V63H10ZM91 64V63H90ZM128 64V63H127ZM148 64V63H147ZM159 64V63H158ZM21 64H20V66H22ZM62 66H63V64H61ZM67 65V64H66ZM10 66H14V65H10ZM17 66V65H16ZM19 66V65H18ZM140 66H139V68H140ZM143 66V65H142ZM148 66V65H147ZM239 67V65H233V66H231L232 68L233 67ZM59 67H60V65H59ZM66 67H68V65L66 66ZM129 67H130V65H129ZM143 67H145V66H143ZM150 67V66H149ZM158 67H160V66H158ZM158 67L156 68V72L155 71H153V68H155V66L152 68L151 67V69L150 70H152L153 72H155L156 73V75H158L159 77H161V78H164V77H169L170 75H174V72H172V73H169L168 71H164V70H157L158 69ZM138 68V69H139ZM148 68V67H147ZM165 68V67H164ZM172 68V67H171ZM240 68V67H239ZM16 69H18V68H16ZM63 69V68H62ZM83 69H84V72H83ZM235 69V71L237 72V70H239V72H240V69H237V68H234ZM69 70V69H68ZM150 70H148V72H147V75L149 76V72H150ZM55 71V70H54ZM53 71V72H54ZM74 71V72H73ZM130 71V70H129ZM128 71V72H129ZM141 71V70H140ZM139 70H138V72H137V76H139V74H141V72H140ZM145 71H146V67H145ZM140 72V73H139ZM142 72H143V68H142ZM153 72H152V76L151 77H153V78H150V76H149V78L150 79H153V81H155L156 82V80L155 79H158L159 77H154L153 76ZM235 72V73H236ZM239 72H237V73H239ZM86 73V72H85ZM144 73V72H143ZM151 73V72H150ZM154 73V74H155ZM236 73V74H237ZM53 74V75H52ZM145 74V73H144ZM2 75V74H1ZM142 75V74H141ZM141 75H140V77H141ZM146 75V77L148 78V76ZM151 75V74H150ZM75 76V75H74ZM128 76V75H127ZM127 76H126V78H127ZM55 77V76H54ZM129 77V76H128ZM4 78H5V76H4ZM7 78V77H6ZM126 78L124 79V80H126ZM138 78V77H137ZM141 78H145V77H141ZM140 78V79H141ZM155 78V79H154ZM76 79V78H75ZM25 80H27L28 82H26ZM2 81V80H1ZM3 81H5V80H3ZM135 81V80H134ZM139 81V80H138ZM137 81V82H138ZM152 80H150L149 82H151ZM158 81H159V79H158ZM157 81V82H158ZM173 81V80H172ZM136 82V81H135ZM155 82H151V85L154 83V85H152V86H148V87H153V86H156V84L157 85H159L158 87H160V84H158V83H155ZM1 83V82H0ZM3 83V82H2ZM8 83V84H9ZM77 83H79V85H78V87L79 86H81L80 85V82L77 80ZM7 84V83H6ZM33 84V83H32ZM37 84V85H38ZM47 85H48V82L46 83ZM81 84H83V83H81ZM127 84V83H126ZM139 84H140V86H142V83L140 82V83H138V86H139ZM148 84H150V83H148ZM1 85H4V83L3 84H1ZM29 85H31V84H29ZM7 86V85H6ZM43 86V85H42ZM45 86V85H44ZM76 86V85H75ZM85 86V85H84ZM135 86V85H134ZM137 86V85H136ZM162 86V85H161ZM4 87L5 86H3V89H1V91L3 90L4 91ZM47 87H49V86H47ZM133 87V86H132ZM5 88H8V87H5ZM24 88V89H25ZM74 89H76L75 87H73ZM82 88V87H81ZM134 88V87H133ZM132 88V89H133ZM150 88H146V90H147V92H148V90L150 89ZM23 89V90H24ZM25 89V90H26ZM131 89V90H132ZM141 89V88H140ZM143 89V88H142ZM141 89V92L142 91H144V90H142ZM152 90L154 89V88H151ZM83 90V89H82ZM127 90V89H126ZM130 90V91H131ZM137 90V89H136ZM138 90H139V87H138ZM146 90L144 91L145 93H147L146 92ZM159 90V89H158ZM74 91H76V90H74ZM73 91V92H74ZM155 91H156V87H155ZM154 91V92H155ZM7 92H12L11 90L9 91H7ZM16 92H14V93H16ZM132 92H134V90L132 91ZM138 92H140V91H138ZM150 92V91H149ZM81 94L80 95H82L83 93L82 92H80ZM126 94H127V92H125ZM136 91L134 92V94H135V97H137L138 95H136ZM156 93H157V91H156ZM18 94V93H17ZM114 94V93H113ZM132 94V93H131ZM130 92H129V96H127V98L129 99V97H130ZM138 94V93H137ZM140 94H142V93H140ZM144 94V93H143ZM151 94V93H150ZM153 94V93H152ZM155 94V93H154ZM77 95V94H76ZM76 95H74V96H76ZM79 95V94H78ZM78 95H77V97H78ZM123 95V94H122ZM156 96H157V94H155ZM159 95H160V93H159ZM158 95V96H159ZM126 96H125V98H126ZM133 98H135L133 95H131ZM141 96V97H140ZM150 96H153V95H150ZM150 96H148L147 98H149ZM80 97V96H79ZM78 97V98H79ZM114 97V96H113ZM115 97H114V99H115ZM139 97L140 98H145V97H143V95H139L138 96V99H139ZM83 98V97H82ZM110 98H111V96H110ZM147 98H145V99H143V101L145 100V103H146V101H147ZM151 98V97H150ZM153 98V97H152ZM64 99V98H63ZM113 99V98H112ZM118 99V98H117ZM135 99H137V98H135ZM138 99L136 100V102H135V104L136 103H138L139 101H141L142 99H140L139 101H138ZM59 100V99H58ZM111 100V99H110ZM116 100V99H115ZM125 100H127V99H125ZM125 100H123V103L125 102ZM63 102H64V100H62ZM61 101V102H62ZM79 101H80V99H79ZM82 101V100H81ZM91 101V100H90ZM97 101H99V103L97 102ZM131 101V100H130ZM138 101V102H137ZM100 102H101V104H100ZM127 102V101H126ZM125 102V103H126ZM91 103V102H90ZM113 103V104H112ZM110 102V104L109 105H111V107L113 108V106L112 105H114V103L115 102ZM64 104V103H63ZM148 104V103H147ZM147 104H145V106L146 107H148L149 108V106L147 105ZM141 105H143V104H141ZM95 106H97L96 108H95ZM144 106V105H143ZM142 107L141 109H143L144 108V110H145V108L146 107ZM110 107V106H109ZM111 107H110V109H111ZM140 108V107H139ZM24 109V108H23ZM91 109V108H90ZM93 110H92V112H93ZM104 110V109H103ZM148 110V109H147ZM97 112V113H98ZM95 113V112H94ZM3 115H5V113L3 114ZM2 115H0V118H2L1 117ZM6 116V115H5ZM8 116H10V115H8ZM7 117V116H6ZM99 117H100V115H99ZM10 118V117H9ZM8 118V119H9ZM104 117H101L100 118V121H99V123L98 124H96L97 126V129L95 130V133H96V137L94 136L93 138L91 137V134L90 133H88L87 135H85L86 137H87V139L86 140H88L89 139V141L91 140V139H96V140H99V138L97 139V136L99 137V135H101V132L103 133V131L101 130V132H100V129H101V123H102V119H103ZM10 119H12V118H10ZM16 120V119H15ZM89 120V119H88ZM1 121V120H0ZM3 121V120H2ZM9 121V120H8ZM91 121H92V119H91ZM202 121V120H201ZM2 122H0V124H1ZM4 123H5V120H4ZM9 123V122H8ZM12 123V122H11ZM96 123V122H95ZM201 124L203 123V122H200ZM3 124V123H2ZM127 124V123H126ZM136 124V123H135ZM139 124V123H138ZM6 125H8V124H6ZM90 125V124H89ZM144 125H145V123H144ZM11 126V125H10ZM126 126V125H125ZM128 126V125H127ZM136 126H137V124H136ZM135 126V128L137 129H140V128H142V126L140 125V127H136ZM139 126V125H138ZM171 126V125H170ZM173 126V125H172ZM7 127H9V126H7ZM13 127V126H12ZM16 127V126H15ZM145 127V126H144ZM143 127V128H144ZM174 127V126H173ZM0 128H2L1 127V125H0ZM12 129V128H11ZM135 129V130H136ZM148 129V128H147ZM172 129V131L174 132V129L173 128H171L170 127V129H168V130H171ZM1 130H3V129H1ZM88 130V129H87ZM144 130H145V128H144ZM143 130V131H144ZM150 130V129H149ZM152 130V129H151ZM154 130H155V128H154ZM167 130V129H166ZM8 131V130H7ZM6 131V132H7ZM148 131V130H147ZM147 131H145V132H147ZM171 131V132H172ZM5 132V131H4ZM9 132V131H8ZM10 132H12V130L10 131ZM88 132H90V130H88ZM142 132V131H141ZM140 132V133H141ZM162 132L163 131H161L160 132V135H164V134H162ZM165 132V131H164ZM163 132V133H164ZM167 132L168 131H166L165 132V134H167ZM170 132V131H169ZM170 132V134H172ZM175 132H176V130H175ZM1 133V132H0ZM97 134H99V135H97ZM144 134H147V133H144ZM149 134V133H148ZM151 134H152V131H151ZM175 134V133H174ZM159 135V137H161ZM79 136H81V135H79ZM78 136V137H79ZM84 136V137H85ZM166 136H169V134L168 135H166ZM165 136V137H166ZM174 136V135H173ZM176 136V135H175ZM143 137V136H142ZM147 137H148V135H147ZM146 137V138H147ZM165 137H163V138H165ZM40 138V137H39ZM80 138V137H79ZM78 138V139H79ZM154 138V137H153ZM156 138V137H155ZM163 138H161V139H163ZM167 138V137H166ZM84 139V138H83ZM144 139H145V137H144ZM143 139V140H144ZM169 139V138H168ZM167 139V140H168ZM171 139V138H170ZM143 140L141 141V142H143ZM146 140V139H145ZM149 140V139H148ZM148 140H146V141H148ZM152 140V139H151ZM166 140V139H165ZM164 140V141H165ZM172 140V139H171ZM170 140V143H172V141ZM31 141V140H30ZM29 141V142H30ZM33 141V140H32ZM31 141V142H32ZM34 141H36V140H34ZM32 142V143H34L33 144V147H34V145H37V142ZM39 141V140H38ZM100 141V140H99ZM150 141V140H149ZM160 142H161V140H159ZM174 141V140H173ZM94 142V141H93ZM119 142H121V141H119ZM31 143V144H32ZM36 143V144H35ZM88 143V142H87ZM92 143V142H91ZM162 143V142H161ZM161 143H159L158 141H152V145H149L148 144V142H147V144H148V146L146 145V144H144V142H143V146L142 145H140L141 147L139 148L140 149V152H138V151H136V152H138V153H136V154H138L137 156L139 157V158H137L136 156V161H137V164H135L134 165V163L136 162H130V163H133V165L132 164H129L128 163V159L126 160V158L124 157V156H126L128 153H126V155H125V152H127V151H129L130 150V146H128V144L127 145H125V144H122V145H120L119 146V144L114 148V146L112 147L111 145H110V147L107 145V146H105V145H100L99 143H97V144H99V146L98 145H96L97 147H98V150L99 151H97L98 153V157H99V159H101V161H102V165H101V168L99 167V166H97L98 167V169L100 168V173H98L99 175L102 173V174H105V173H107L108 172V175H107V177H106V179L104 178V183H102V181L100 182V183H102V185H100V186H102V187H100V189H90L89 191H87V196H82L81 194H79L81 197H83L84 198V202L86 203V204H90V203H94V201L96 202L97 201V204L98 203H101V208H99V207H97V208H99V211L100 212H106V210H107V212H108V214L111 216V217H113V223H114V221L115 222H117V224L118 223H126V224H128L129 226H130V229H129V227H128V232L126 233V234H123L122 232V236H117L118 234H121V233H118V234H116V236L114 235H112L113 233H111L112 232V230H111V232H110V229L109 228H107L105 225H103L106 221H104L103 223H99L98 222V226H91V228L87 231L88 232V234L90 233L91 235H92V238H93V241H94V243H95V245L96 246H98L97 248H99L100 247V254H97V255H94V253H90L91 254V256L89 255V254H87L88 252L86 251V256L87 257H89L88 259H84V260H87V261H85L84 263H83V261H80V262H82L81 264H210V261L208 260V257H207V243L204 241V239L203 240H201L202 242H200L198 245H195V244H193L192 242H191V240H190V236H189V234H188V232H190V230H194V228L193 227H191L190 225H187V229H185L184 227H185V225H184V227H178V226H181V225H179V222H175V221H177V220H171V218L173 217L174 218V216L171 214L172 212H173V210H172V212L170 213L171 215H167L170 219L169 220H171L170 221V223H167V216L166 215H164L166 218V226L168 227V225L170 226V224L171 223H173L172 221H174L176 224L178 223V226L175 224V226L176 227H178V228H176V227H174V228H176V229H171L170 231H168L169 230V228H171V227H169L168 228V232H166V233H162L163 232V229L164 228H166V227H163V228H161V226H163V225H165V224H163L164 222H165V220H163V219H159V221H161V220H163L162 222V224H159V223H155L156 225H157V231H159V230H162L161 231V233H160V231L157 233V231H153V230H151L152 228H151V226H152V222H150L151 223V226L147 229L146 227H147V225H149V224H147V225H144L145 223H148L147 221L148 220H146V219H152V218H154V217H156V218H158L159 216H161V212H162V208H164V207H162V203H163V198L165 197V196H167L166 195V191H165V189H164V184H165V182L166 181H168V182H166V183H170L171 185H174V184H172L173 183V180H175L174 179V176H173V174H172V172H170V171H168V170H166V167H164L163 165L161 166L159 163H160V161H159V159H160V157H161V150L162 149H168L169 147H170V145H169V147L168 148H163V147H167V146H162V145H164V143L165 142H163L162 144ZM168 143V142H167ZM170 143H168V144H170ZM22 144H24V143H22ZM26 144H28V142L26 141ZM25 144V145H26ZM93 144V143H92ZM95 144H96V142H95ZM166 144V143H165ZM167 144V145H168ZM30 145V144H29ZM39 145V144H38ZM41 145V144H40ZM130 145V144H129ZM91 146V145H90ZM171 146H172V144H171ZM22 147V146H21ZM21 147H20V149H21ZM30 147V146H29ZM32 147V146H31ZM38 147V146H37ZM40 147V146H39ZM89 147V146H88ZM93 147H95V146H93ZM96 147V148H97ZM112 147V148H111ZM96 148H95V152H96ZM131 148H133V146H131ZM172 148H173V146H172ZM8 149V148H7ZM11 149V148H10ZM13 149V148H12ZM16 149V148H15ZM14 149V150H15ZM24 149H28V148H23V150ZM32 149V148H31ZM86 149V148H85ZM262 149H264V148H261L260 149V151L262 150ZM1 150V149H0ZM13 150V154H14V156H15V151ZM18 150V149H17ZM22 150V149H21ZM34 150H36L35 152H37V148L36 149H34ZM34 150L32 149L31 151H33V153L35 154V152H34ZM39 151L40 150H42V149H38ZM92 150V149H91ZM94 150V149H93ZM92 150V151H93ZM136 150V149H135ZM138 150V149H137ZM259 150V149H258ZM4 151H5V149H4ZM9 151V153L7 154V152ZM7 152H6V155H3L2 157H3V159L1 160V158H0V161H3V162H1L0 163V175L2 176V175H4L3 174V172H6V170H9L10 168H12V166H14V159L15 158H18L19 157V155H17V156H15V158L13 157V155H12V157L14 158H12L11 157V155H10V150H8ZM25 151V150H24ZM91 151V152H92ZM125 151V152H124ZM169 151V154L171 155V153H170V150H168ZM172 151V150H171ZM1 152V151H0ZM19 152H20V150H19ZM23 152V151H22ZM21 152V153H22ZM43 152V151H42ZM41 152V153H42ZM94 152V153H95ZM130 152V151H129ZM264 153V151H261V153ZM24 153H26L25 155H27V153L28 152H23L22 154L24 155ZM41 153L39 152L38 153V155L40 154L41 155ZM140 153V154H139ZM258 153V152H257ZM260 153V152H259ZM258 153V154H259ZM2 154V152L0 153V155ZM17 154V153H16ZM20 154V153H19ZM21 154V155H22ZM37 154V153H36ZM44 154H47L46 152L44 153ZM87 154H89V153H87ZM92 154V153H91ZM96 154V153H95ZM167 154H168V152H167ZM43 155V154H42ZM48 155V154H47ZM52 155H54V154H52ZM84 155V154H83ZM262 155V154H261ZM44 156H46V155H44ZM43 156V157H44ZM55 156V155H54ZM87 157V155L85 154L84 155V157ZM92 156V155H91ZM166 155H164V157H165ZM250 156H252V154L250 155ZM254 156H256V155H254ZM21 157V156H20ZM50 157V156H49ZM52 158H53V156H51ZM50 157V158H51ZM95 157V156H94ZM261 157V156H260ZM25 158H28V156L26 157L25 156ZM55 158V157H54ZM91 158V157H90ZM128 158H130V157H128ZM132 158V157H131ZM166 158H167V156H166ZM165 158V159H166ZM249 158V157H248ZM250 158H252V160L254 159V157H250ZM249 158V159H250ZM256 158H259V155H257V157H255V159ZM96 159H98L97 158V156H96ZM23 160H24V158H23ZM23 160H21V161H23ZM86 160V159H85ZM89 160V159H88ZM93 161V163H94V159H92ZM135 160V159H134ZM133 160V161H134ZM18 161H20V160H18ZM91 162V163H92ZM97 162V161H96ZM96 162H95V164H96ZM20 163V162H19ZM18 163V164H19ZM92 163V164H93ZM213 163V162H212ZM17 164V165H18ZM91 164V165H92ZM132 165V166H131ZM214 165V164H213ZM203 166L204 165H202V166H200V167H202L203 168ZM16 167V166H15ZM14 167V168H15ZM96 167V166H95ZM96 167V168H97ZM14 168H13V170H14ZM194 168V167H193ZM192 168V169H193ZM197 168V169H196ZM195 169V171H197V170H199L198 169V167H196ZM90 169V168H89ZM94 169V168H93ZM92 169V170H93ZM172 170V169H171ZM191 170V169H190ZM189 170V171H190ZM200 170H204V169H200ZM199 170V171H200ZM10 171V170H9ZM12 171V170H11ZM96 170L94 169V173H96L95 172ZM198 171V172H199ZM190 172H192V170L190 171ZM93 173V176L95 175ZM195 173V172H194ZM197 173V172H196ZM203 173V172H202ZM167 174V178H168V180H167V178H166V181L163 183V179H164V177L163 176H165ZM193 174V173H192ZM201 174V173H200ZM189 175V174H188ZM191 175V174H190ZM197 175V174H196ZM203 175V174H202ZM201 175V176H202ZM205 175V174H204ZM96 176V175H95ZM94 176V177H95ZM98 176V175H97ZM103 176V175H102ZM101 175H100V178L102 177ZM106 176V175H105ZM182 176H183V174H182ZM198 176H199V173H198ZM200 176V177H201ZM94 177H92V180H93V178ZM104 177V176H103ZM175 177H177V176H175ZM195 177V176H194ZM204 177V176H203ZM196 178H197V176H196ZM199 178V177H198ZM103 178H101V180H102ZM181 178H180V176H179V180H180ZM194 179V178H193ZM202 179V177L199 179V180H201ZM204 179V178H203ZM219 179H221V178H219ZM165 180V179H164ZM176 180H178V177H177V179ZM195 180V179H194ZM197 180V179H196ZM95 181V180H94ZM204 181V180H203ZM216 181V180H215ZM182 182V181H181ZM199 182V181H198ZM205 182V181H204ZM203 182V183H204ZM214 182V181H213ZM67 183V182H66ZM202 183V182H201ZM206 183H207V185H208V180H206ZM63 184H64V182H63ZM69 184V183H68ZM180 184V183H179ZM194 184H197V182L196 183H194ZM200 184V183H199ZM218 184H220L219 182H218ZM57 185H60V184H57ZM62 185V184H61ZM99 185V184H98ZM98 185H96L97 187H98ZM166 185V184H165ZM184 185H186V183L184 184ZM201 185V184H200ZM199 185V186H200ZM203 185V184H202ZM205 185V184H204ZM210 186H211V184H209ZM215 185V184H214ZM220 185H222V183L220 184ZM219 185V186H220ZM66 186V185H65ZM63 187V188H65L66 189V187ZM143 186H147L148 188L146 189V190H144V193L143 192H140V189L143 187ZM169 186V185H168ZM167 186V187H168ZM188 186V185H187ZM196 186V185H195ZM206 186V185H205ZM217 183H216V185H215V187L217 188ZM59 187V186H58ZM68 187V186H67ZM92 187H94V186H92ZM98 187V188H99ZM175 187V186H174ZM204 187V186H203ZM202 187V188H203ZM212 187V186H211ZM60 189H61V187H59ZM69 188V187H68ZM67 188V189H68ZM187 188H189V187H187ZM192 188V187H191ZM196 188V187H195ZM197 188H199V187H197ZM204 188H206L207 189V187H204ZM204 188H203V192H207V191H205L204 190ZM56 189H58V188H56ZM65 189H63V190H65ZM171 189V188H170ZM177 189V188H176ZM59 190V189H58ZM72 190H74V189H72ZM173 190V189H172ZM181 190V189H180ZM194 190V189H193ZM208 190V189H207ZM209 190H210V187H209ZM218 190V189H217ZM60 191V190H59ZM69 191H70V189H69ZM187 191H188V189H187ZM195 191V190H194ZM193 191V192H194ZM219 191V190H218ZM54 192V191H53ZM55 192H57V191H55ZM170 192V191H169ZM176 192H177V190H176ZM192 192V191H191ZM57 193H59V192H57ZM57 193H56V195H57ZM60 193H62L63 194V191L62 192H60ZM58 194L57 196H58V198H56V199H59V200H57V202H58V204H59V206H64V205H69V203H70V201H73L74 199H77L79 196H74L71 192H69V193H67V194ZM64 193H66V192H64ZM139 193H142L140 196H142L139 200L137 199V201L135 200V203L133 204V205H130V204H132V200H134V198L139 194ZM178 193V192H177ZM216 193V192H215ZM214 193V194H215ZM220 193V192H219ZM218 193V194H219ZM77 194V193H76ZM170 194V193H169ZM188 194V193H187ZM186 194V195H187ZM199 194V193H198ZM250 194V193H249ZM184 195V194H183ZM210 195V194H209ZM245 195V194H244ZM248 195V194H247ZM56 196V197H57ZM181 196V195H180ZM198 196H200L201 197V195H198ZM206 196V195H205ZM208 196V195H207ZM213 196V195H212ZM234 196H237L238 197V195H234ZM243 196V195H242ZM242 196L240 197V198H242ZM246 196V195H245ZM52 197H54V195H52ZM51 197V198H52ZM170 197V196H169ZM192 197V196H191ZM202 197H203V195H202ZM211 197V196H210ZM244 197V196H243ZM255 197V196H254ZM253 197V198H254ZM199 198V197H198ZM205 198V197H204ZM203 198V199H204ZM239 198V197H238ZM245 198V197H244ZM256 198V197H255ZM254 198V199H255ZM258 198V197H257ZM55 199V200H56ZM173 199V198H172ZM192 199V198H191ZM200 199V198H199ZM202 199V200H203ZM210 199H212L213 200V197L212 198H210ZM215 199V198H214ZM228 199V198H227ZM232 199V198H231ZM54 199L52 198V201H53ZM54 200V201H55ZM79 200V199H78ZM81 200V199H80ZM79 200V201H80ZM170 200H171V197H170ZM216 200V199H215ZM230 200V199H229ZM232 200H234V199H232ZM242 200V199H241ZM251 200V199H250ZM256 200V199H255ZM260 200V199H259ZM51 201V202H52ZM78 201V202H79ZM164 201H165V199H164ZM199 201H201V200H199ZM240 200H238L237 202H239ZM243 201H245L244 199H243ZM258 201V200H257ZM260 201H262V200H260ZM56 202V201H55ZM54 202V203H55ZM82 202H83V200H82ZM168 202V201H167ZM213 202H215V201H213ZM246 202H247V200H246ZM206 203H207V201H206ZM216 203V202H215ZM217 203H218V201H217ZM234 203V202H233ZM233 203H228L229 205H232ZM240 203L241 204H243L244 205V203H242V201H240ZM57 204V203H56ZM85 204V205H86ZM164 204V203H163ZM214 204V203H213ZM218 204H220V203H218ZM224 204V203H223ZM228 204H226V208H229L227 205ZM235 204H236V202H235ZM246 204H249L250 205V203L249 202H247ZM245 204V205H246ZM261 204H263V203H261ZM77 205V204H76ZM76 205H75V207H76ZM80 205V204H79ZM84 205V204H83ZM91 205V204H90ZM93 205V204H92ZM165 205V204H164ZM211 205H212V202H211ZM244 205V206H245ZM264 205V204H263ZM88 206V205H87ZM128 206H131V208H132V211H131V213L129 214V215H126V212H128ZM206 206H208V205H206ZM216 206H217V204H216ZM234 206V208H235V206L236 205H233ZM251 206H252V204H251ZM250 206V207H251ZM259 206V205H258ZM262 206V205H261ZM79 208H80V206H78ZM84 207V206H83ZM86 207V206H85ZM91 207V206H90ZM94 207H95V205H94ZM209 207V209H211L212 208V206H211V208H210V205L208 206ZM208 207L206 208V209H208ZM214 207H215V205H214ZM219 208H220V206H218ZM237 207H238V205H237ZM240 207V206H239ZM77 208V207H76ZM87 208V207H86ZM92 208V207H91ZM123 208H126V210H124ZM166 208V209H165ZM164 208V211H165V213L167 212V207H165ZM234 208H231V209H234ZM241 208V207H240ZM245 208V207H244ZM249 208V207H248ZM70 209V208H69ZM83 209V208H82ZM173 209V208H172ZM179 209H181V207L179 208ZM179 209H177L178 211H180ZM215 208H213V211L215 212V210H214ZM221 209V208H220ZM219 209V210H220ZM246 209V208H245ZM251 209V208H250ZM253 209V208H252ZM258 209V208H257ZM176 210V211H177ZM182 210V209H181ZM212 210V209H211ZM225 210V209H224ZM223 210V211H224ZM235 210V209H234ZM255 210V212H256V209H254ZM259 210V211H258ZM257 211H258V213L261 211V209L259 208ZM91 211V210H90ZM175 211V213L174 214H178L177 212ZM251 211V210H250ZM253 211V210H252ZM92 212V211H91ZM94 212V211H93ZM106 212V213H107ZM169 212V211H168ZM218 212V209L216 210V213ZM229 212V211H228ZM246 212H248V210L246 211ZM254 212V213H255ZM66 213V212H65ZM87 213H88V211H87ZM163 213V212H162ZM213 213V212H212ZM220 213H221V211H220ZM230 213V212H229ZM261 213V212H260ZM85 214V213H84ZM98 214V213H97ZM107 214V215H108ZM164 214V213H163ZM163 214H162V216L161 217H163ZM223 214V213H222ZM242 214V213H241ZM251 214V213H250ZM88 215V214H87ZM184 215V213L182 214V216ZM212 215V214H211ZM216 215H218V214H216ZM220 215V214H219ZM86 216V215H85ZM177 216V215H176ZM224 216V215H223ZM248 216H249V214H248ZM250 216H254L253 214H251ZM249 216V217H250ZM261 216V215H260ZM259 216V217H260ZM87 217V216H86ZM161 217H159V218H161ZM178 217V216H177ZM184 217V216H183ZM193 217V216H192ZM196 217V219H198L197 218V216H195ZM204 217V216H203ZM212 217V216H211ZM220 217V216H219ZM256 217V216H255ZM254 217V218H255ZM258 217V216H257ZM262 217V216H261ZM264 217V216H263ZM262 217V218H263ZM10 218V217H9ZM14 218V217H13ZM105 218V217H104ZM164 218V217H163ZM194 218V217H193ZM246 218V217H245ZM248 218V217H247ZM252 219V217H251V219L254 221V226H255V221L257 222H259V220H257L258 218H256V220L255 219ZM155 219V218H154ZM153 219V220H154ZM183 219V218H182ZM192 219V218H191ZM199 219H200V217H199ZM208 219H211L210 217L208 218ZM248 219H250V218H248ZM250 219V220H251ZM264 219V218H263ZM8 220V219H7ZM10 220V219H9ZM8 220V221H9ZM16 220V219H15ZM94 220V219H93ZM106 220V219H105ZM144 220H146L145 221V223H143L144 222ZM158 220V219H157ZM168 220V221H169ZM181 220V219H180ZM250 220H248V221H250ZM251 220V221H252ZM14 220H12V222H8V223H17L16 221L15 222H13ZM150 221V220H149ZM155 221V220H154ZM153 221V222H154ZM179 221V220H178ZM195 221V220H194ZM198 221V220H197ZM208 221V220H207ZM211 221V220H210ZM250 221V223H252L253 224V221L251 222ZM262 221V220H261ZM111 222V221H110ZM155 222H158V221H155ZM181 222V221H180ZM240 222V221H239ZM238 222V223H239ZM242 222V221H241ZM161 223V222H160ZM182 223V222H181ZM260 223V222H259ZM258 223V225L259 226H261V228H262V226H263V229H264V225H262V223L264 224V222H261L260 224ZM153 225L154 226V229H156V225ZM158 224H159V229H158ZM173 224V225H174ZM209 224V223H208ZM78 225V224H77ZM96 225V224H95ZM112 225V224H111ZM172 225V224H171ZM244 225V224H243ZM243 225H241V228H243L244 229V227H242ZM257 225V224H256ZM116 226H118V225H116ZM124 226V225H123ZM146 226V227H145ZM183 226V225H182ZM190 228H189V227ZM217 226V225H216ZM240 226V225H239ZM247 226V225H246ZM245 226V227H246ZM259 226H255L257 229H256V231H258L259 232V229H258V227ZM223 227V226H222ZM229 227V226H228ZM236 227V226H235ZM74 228H75V226H74ZM77 228V227H76ZM116 228V227H115ZM161 228V229H160ZM240 228V229H241ZM251 228H253V225H252V227H250L249 229H251ZM150 229V230H149ZM190 229V230H189ZM226 229H228V228H226ZM230 229V228H229ZM236 229V228H235ZM238 229V228H237ZM242 229V230H243ZM165 230V229H164ZM188 230V231H187ZM212 230V229H211ZM220 230V229H219ZM253 230H254V228H253ZM261 230V229H260ZM85 231V230H84ZM213 231H214V229H213ZM229 231V230H228ZM238 231V230H237ZM244 231H246V230H244ZM248 231V230H247ZM118 232V231H117ZM126 232V231H125ZM165 232V231H164ZM217 232H218V229H217ZM217 232H215L216 234H218ZM221 232V230L219 231V233ZM231 232V231H230ZM251 232H252V229H251ZM254 232V231H253ZM85 233V232H84ZM192 233V232H191ZM213 233V232H212ZM211 233V234H212ZM226 233H228V232H226ZM232 233H239V231L238 232H235V231H232ZM246 233V232H245ZM87 234V233H86ZM87 234V235H88ZM89 234V235H90ZM215 234V236H218V235H216ZM222 234V233H221ZM224 234H225V232H224ZM243 234H244V232H243ZM251 234V233H250ZM255 234V233H254ZM262 235H264L263 233H261ZM260 234V235H261ZM195 235V234H194ZM223 235V234H222ZM230 235H232V234H230ZM229 235V233H228V236H230ZM235 235V234H234ZM240 234H238V235H236L237 237H238V239L241 237V238H244L243 236H242V234H241V236H239ZM236 236H234L235 238H236ZM87 237H89V236H87ZM196 237V236H195ZM219 237V236H218ZM233 237V236H232ZM249 237V236H248ZM91 238V237H90ZM89 238V239H90ZM91 238V239H92ZM230 238H231V236H230ZM258 238V237H257ZM260 238V237H259ZM88 239V238H87ZM232 239H234V238H232ZM245 239V241H246V238H244ZM261 239H262V237H261ZM240 240V239H239ZM250 240V239H249ZM252 240H253V238H252ZM259 240V239H258ZM257 240V241H258ZM92 241V242H93ZM235 241H238L237 240V238H236V240ZM241 242H244V241H242V240H240ZM256 241V242H257ZM263 242L264 241H262V244L261 245H259L260 244V241H259V244H254V246H262L263 245ZM234 243H236V242H234ZM240 243V242H239ZM238 243V244H239ZM249 243V242H248ZM92 244V243H91ZM252 244V243H251ZM251 244H248V245H251ZM236 245H237V243H236ZM236 245H235V247H236ZM92 246V245H91ZM253 246V245H252ZM264 246V245H263ZM237 247H238V245H237ZM96 248V247H95ZM254 248V247H253ZM256 248V247H255ZM254 248V250H249L248 248V250H246V256H244V260L243 261H245V262H247L248 264H264V262H260V260H259V252L257 251L258 249L260 250V248L258 247L257 249H255ZM88 249H90V248H88ZM93 250H95L94 248H92ZM223 249V248H222ZM237 250H238V248H237ZM242 250V249H241ZM262 250H263V247H262ZM261 251V250H260ZM242 252V251H241ZM164 253V254H163ZM221 253V252H220ZM243 254H244V252H243ZM89 255V256H88ZM218 255V254H217ZM227 255V254H226ZM221 256V255H220ZM83 257H85L84 255H83ZM243 257V256H242ZM81 258H82V256H81ZM81 258H80V260H81ZM83 259V258H82ZM222 259H224V258H222ZM264 259V258H263ZM79 260V257H78V259H77V261ZM73 261H75L74 262V264H79L77 261H76V259H74ZM73 261H71V264H73L72 262ZM224 261V260H223ZM231 264L232 263H235L234 261H233V258H230L229 260H228ZM264 261V260H263ZM65 264L66 263H68V262H64ZM225 263H226V261H225ZM238 263V262H237ZM243 263V262H242ZM241 263V264H242ZM70 264V263H69ZM236 264V263H235ZM239 264V263H238Z\"/></svg>",
    "mask_w": 264,
    "mask_h": 264
}]
</instances>
